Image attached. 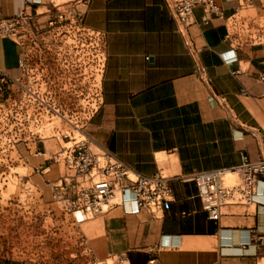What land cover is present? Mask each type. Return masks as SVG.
<instances>
[{"label":"crops","instance_id":"1","mask_svg":"<svg viewBox=\"0 0 264 264\" xmlns=\"http://www.w3.org/2000/svg\"><path fill=\"white\" fill-rule=\"evenodd\" d=\"M217 2L221 16L204 24L196 7L183 35L169 0H0V17L24 12L43 19L60 5L83 13V26L103 35L99 104L83 132L94 151L107 150L141 175L170 179L172 200L155 214L130 212L126 202L73 220L100 260L125 253L130 264L152 257L159 264H264V184L253 202L225 205L213 220L191 177L264 154V41L232 33V22L264 17V0ZM22 56L16 39L0 36V73L20 79ZM51 144L26 137L9 146L10 167L30 169L25 181L41 188L40 201L50 200L47 182L64 171L54 159L59 141ZM0 154L2 177L7 159Z\"/></svg>","mask_w":264,"mask_h":264},{"label":"rangeland","instance_id":"2","mask_svg":"<svg viewBox=\"0 0 264 264\" xmlns=\"http://www.w3.org/2000/svg\"><path fill=\"white\" fill-rule=\"evenodd\" d=\"M60 9L66 7L60 5ZM232 23V33L238 39L264 41V17L247 15L245 20ZM22 40L18 128L26 136L31 129L36 137L49 139L53 148L56 139L62 142L60 133L82 137L76 127L83 131L99 104L100 42H94L89 32L71 22L68 13L61 19L56 17L54 9L48 18H33ZM2 157L7 160L0 176V264L24 260L86 264L81 237L89 243L78 223L72 216H63L50 200L40 201L41 188L31 179L25 181L30 169L21 164L10 167L9 146Z\"/></svg>","mask_w":264,"mask_h":264},{"label":"built area","instance_id":"3","mask_svg":"<svg viewBox=\"0 0 264 264\" xmlns=\"http://www.w3.org/2000/svg\"><path fill=\"white\" fill-rule=\"evenodd\" d=\"M169 7L183 35H188V27L193 23L194 8H202L204 24H207L213 16L222 15V9L217 0H169ZM54 10L59 19L68 13L71 22L89 32L94 42L97 40L100 42L101 49L103 35L83 26L84 15L81 11L73 6L66 7L64 10L55 6ZM32 19L31 15L24 12L0 17V36L13 37L23 46L22 38ZM49 23L52 24L53 19H50ZM190 42L192 43L191 40ZM192 47L196 52V46L193 44ZM95 56H97L96 53ZM99 63H102V51ZM20 66L23 71V57ZM197 72L202 77L204 69L198 67ZM21 78L14 79L8 74L0 73L1 152L6 146L15 147L26 137H36L31 129L26 136L17 126V104L21 101L17 97V90L19 85H22ZM259 78L264 79V74H261ZM76 128L82 137L77 138L74 134L60 133L62 141H59L60 151L55 154L54 159L62 161L64 171L55 182H47L50 186V202L56 204L64 214L71 215L75 222H82L107 213L126 202L133 204V207L128 209L130 212L147 209L155 214L172 200L173 192L168 176L160 172L153 176L134 172L107 150L101 148L99 152L94 151L90 138L79 127ZM67 136L69 138L65 140ZM36 138L43 141L40 135ZM39 169L40 167H35L34 170L38 172ZM229 173L233 175L231 180L227 179ZM191 177L196 183L197 195L202 201L207 216L217 220L223 206L254 201L258 184H264V154L255 161L243 159L241 163L228 169L194 171ZM261 194L264 203V188ZM78 214L81 216L78 217ZM180 214H185V211H181ZM80 241L83 244L86 264H130L125 253L100 260L94 254L92 247L86 243L85 237H81ZM147 264L159 263L152 257L148 259Z\"/></svg>","mask_w":264,"mask_h":264},{"label":"bare ground","instance_id":"4","mask_svg":"<svg viewBox=\"0 0 264 264\" xmlns=\"http://www.w3.org/2000/svg\"><path fill=\"white\" fill-rule=\"evenodd\" d=\"M228 175H230V176H232V177H233V175H232V174H230V173H229V174H227V176H228ZM80 216H81V215H79V214H78V217H80Z\"/></svg>","mask_w":264,"mask_h":264}]
</instances>
